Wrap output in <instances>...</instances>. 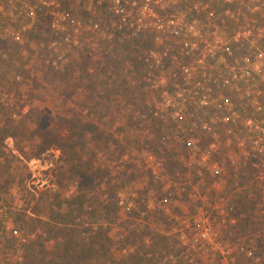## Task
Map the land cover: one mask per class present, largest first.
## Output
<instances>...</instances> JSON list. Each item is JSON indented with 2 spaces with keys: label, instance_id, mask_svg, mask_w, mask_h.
Segmentation results:
<instances>
[{
  "label": "rangeland",
  "instance_id": "374dc122",
  "mask_svg": "<svg viewBox=\"0 0 264 264\" xmlns=\"http://www.w3.org/2000/svg\"><path fill=\"white\" fill-rule=\"evenodd\" d=\"M18 1L0 0V42L7 41L3 47L16 56L12 61L16 75L7 81L18 86L8 101L3 94L1 98L16 104L12 106L15 113H23L31 104L49 108L64 99L68 111L64 116L73 122L81 119V137L89 151L76 150L65 158L58 149L48 148L23 161L27 180L17 187L13 183L0 198V264H27L37 247L28 252L26 245L34 241L38 224L56 212V201L59 212L68 215L70 198L83 202L87 218L70 210L72 229L90 228L102 237V264H163L176 246L184 253L182 264H264V246H258L256 240L258 235L264 237V224L257 215L259 198H241V194L237 198H189L188 186L150 179L144 166L148 152L164 162L166 174L180 170L187 160L180 143L168 135L170 130L155 121L139 89L137 75L142 65L135 50L142 46L140 42L145 44L142 38L126 27L119 29V17L105 4L95 9L86 0H21L33 13L20 16L12 13ZM61 12L72 16L79 27L88 19L96 21L98 32L64 43L60 31L66 33L69 27L59 17ZM14 32L20 34L19 42L13 40ZM5 84L2 81L0 89L9 91ZM4 144L12 149L10 138ZM76 158L83 163L81 177L67 170L76 164ZM162 195L168 196L163 204L159 201ZM199 210L209 216L222 240L250 247L252 254L233 250L229 258H222L212 249H186L173 230L187 237L189 223ZM155 241L170 248L154 247ZM53 245L54 240L49 239L44 247L52 250ZM138 249L144 252L142 261L125 259ZM149 249L162 250L163 255L171 252L161 257ZM107 258L116 261L106 263Z\"/></svg>",
  "mask_w": 264,
  "mask_h": 264
},
{
  "label": "built area",
  "instance_id": "2783aa9c",
  "mask_svg": "<svg viewBox=\"0 0 264 264\" xmlns=\"http://www.w3.org/2000/svg\"><path fill=\"white\" fill-rule=\"evenodd\" d=\"M86 1L95 9L107 5L119 17V29L145 42L135 50L142 65L139 89L187 160L166 174L164 162L148 152L144 166L150 179L188 186L189 198H259L257 215L264 224V0ZM12 13L33 11L20 0ZM59 15L69 27L60 31L64 43L99 30L96 21L79 27L67 12ZM12 38L21 39L18 32ZM227 221L234 223L233 217ZM173 231L193 252L212 249L222 258L233 250L252 254L250 247L222 240L205 211L194 213L187 237ZM256 240L264 246L263 235Z\"/></svg>",
  "mask_w": 264,
  "mask_h": 264
},
{
  "label": "trees",
  "instance_id": "16d2710c",
  "mask_svg": "<svg viewBox=\"0 0 264 264\" xmlns=\"http://www.w3.org/2000/svg\"><path fill=\"white\" fill-rule=\"evenodd\" d=\"M1 20L0 28L3 25ZM6 44L7 41L0 42V70H2L0 72V84L4 81L6 83V90H9L3 91L0 89V198H2L3 194L9 192L10 188L14 185L13 183H15L16 187L25 183L28 178V172L23 161L27 158L37 157L48 148L58 149L60 155L65 158L75 154L76 150L89 151L86 145L87 142L83 141L81 137L83 131L81 119L79 118L73 122V119L69 120L64 116L68 112L66 109L64 110V99L60 100L59 105H53L49 108L46 106L40 108L34 104L28 105L23 113H15L12 106L16 104L9 105L7 103L12 93L18 91L15 90L18 86H14L7 81L9 77L16 75L13 73L17 68H12V61L16 59V56L12 50L9 51V47H3ZM4 73H8V76H4ZM1 94L6 96L7 101L2 100ZM59 108H61L60 114L62 116L57 113V109ZM154 119L160 126H163V121L159 116H155ZM6 138L12 140V149L4 144ZM76 159V164L67 170L72 176L78 175L81 177L83 163L79 158ZM167 198V195L160 196V203H166ZM70 203L72 204V209L69 208L67 210L69 211L68 215L71 210L74 215L84 217L86 220V212L82 210L83 202L76 198H70L66 204ZM108 205L112 207L110 203ZM54 206L56 207V212L48 216L46 222L38 224L40 226L39 232H35L36 237L34 241H30L26 245L28 252L37 247L29 255V262L27 264H102L100 258L104 256V253L100 251L103 247L100 233L90 228H84L83 230L72 229L71 226L73 224L70 222L68 215H62L59 212L61 211L59 201H56ZM104 211L106 212L107 210ZM105 219L108 218L105 217ZM85 220L82 223H86ZM49 239L54 240L52 250H46L44 247L45 242ZM157 243L159 242L155 241L152 245L154 247L161 246L162 249L166 246L167 249L170 248L169 244L166 245L165 243L161 245ZM172 249H174L172 257L163 262V264H182L184 253L178 250V246ZM161 251L154 252V250L149 249L150 253L152 252L156 256L160 253L161 257L166 256L167 253L169 255L171 252L163 255ZM133 253L135 254L134 256H132L133 254H128L125 259H133L135 262L142 261L140 257L143 256L144 252L138 249L137 252L133 251ZM114 261H116L114 258L106 259V263H113Z\"/></svg>",
  "mask_w": 264,
  "mask_h": 264
}]
</instances>
